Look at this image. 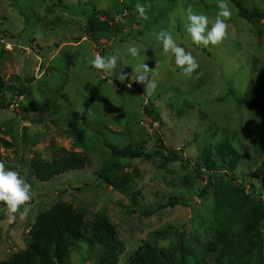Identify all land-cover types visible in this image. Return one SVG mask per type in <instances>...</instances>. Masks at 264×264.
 <instances>
[{
    "label": "rangeland",
    "instance_id": "374dc122",
    "mask_svg": "<svg viewBox=\"0 0 264 264\" xmlns=\"http://www.w3.org/2000/svg\"><path fill=\"white\" fill-rule=\"evenodd\" d=\"M239 1L264 17V0ZM216 2L0 0V74L7 84L0 137L12 143L0 147V161L31 185L32 197L15 220L0 202V263L25 250L38 215L62 202L89 224L101 214L116 226L123 247L113 264H128L145 245L158 264H228L217 242L229 227L221 197L231 189L228 182L264 209V112L239 104L264 87V21L263 27L247 22L231 3L226 36L198 47L186 32L188 12L207 15L211 24ZM137 3L147 6L146 20L138 19ZM95 9L109 15L97 17L104 23L99 43L86 33ZM162 31L197 59L200 68L191 77L163 53L156 40ZM132 46L137 59L127 53ZM112 54L121 57L116 71L126 76L123 83L88 63ZM143 63L157 85L150 96L134 81L133 68ZM106 144L151 157L114 158ZM226 144L237 156L229 171L215 156ZM73 151L87 159L84 170L48 183L35 178L36 152L51 161ZM171 151L182 159L172 160ZM99 255V248L78 242L67 264H101ZM244 264H264V226Z\"/></svg>",
    "mask_w": 264,
    "mask_h": 264
},
{
    "label": "trees",
    "instance_id": "16d2710c",
    "mask_svg": "<svg viewBox=\"0 0 264 264\" xmlns=\"http://www.w3.org/2000/svg\"><path fill=\"white\" fill-rule=\"evenodd\" d=\"M231 3L237 8L239 17L255 26L263 27L264 17L261 13L245 9L239 0H231ZM94 13L87 24L86 33L89 38L99 43L100 38L97 34L103 33L104 23L100 24L97 17L102 14L109 18V15L96 9ZM6 88V81L0 74V95ZM93 101L94 98L85 103L84 121ZM239 104L248 109L264 112L263 85L259 84L256 89L253 88L239 101ZM159 144L165 149L161 140ZM0 147L10 148L12 143L0 137ZM106 147L110 149L114 158L133 160L151 157L143 152L119 149L113 144H106ZM215 156L216 160L228 169L227 171L234 169L237 164V156L232 155L231 148L227 144L218 147ZM170 157L174 161L182 159L176 151H171ZM207 166L210 170H215L217 163L210 162L209 159ZM86 167L85 156L75 151L51 161L36 152L31 160L35 178L43 183L51 182L67 173L84 170ZM228 184L231 189L221 197L224 209L228 210L222 217L229 223V227L219 231L217 242L221 258L227 260L228 264H244L245 258L261 238L264 209L260 205H254L242 188L232 185L231 182ZM149 215L152 214H146ZM29 237L31 241L25 250L0 264H67L71 259L72 247L82 241L87 242L93 249L99 248L101 264H113L123 247L116 226L106 216L98 214L94 222L89 224L84 214L72 204L62 202L38 215L29 231ZM128 264L158 263L150 247L145 245L129 259Z\"/></svg>",
    "mask_w": 264,
    "mask_h": 264
},
{
    "label": "clouds",
    "instance_id": "9594fccd",
    "mask_svg": "<svg viewBox=\"0 0 264 264\" xmlns=\"http://www.w3.org/2000/svg\"><path fill=\"white\" fill-rule=\"evenodd\" d=\"M216 7L218 9L214 22H211L205 14H196L189 10L187 15L186 32L191 40L198 47L207 48L217 45L227 34L228 21L232 16L231 0H217ZM136 12L138 19H147L148 8L146 5L137 3ZM156 40L162 46L164 54H171L174 57V63L182 70V73L191 77L200 65L197 59L185 47L178 45L173 34L168 31H162L156 35ZM127 53L133 59L139 57V49L135 46L129 47ZM121 57L116 54L112 55H96L89 59V65L105 74H109L120 82H124L126 76L117 73L116 69L120 63ZM134 69V81L145 86L144 92L149 96L155 91L157 85L150 79V70L145 63L137 65ZM31 185L22 178L21 174L14 169L7 168L5 163L0 161V202L6 207L7 215L10 219L15 220L16 214L20 211L21 206L27 204L31 200ZM29 209L24 208L20 219L27 217Z\"/></svg>",
    "mask_w": 264,
    "mask_h": 264
}]
</instances>
